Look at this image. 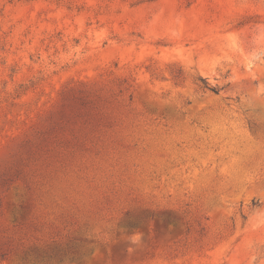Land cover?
I'll list each match as a JSON object with an SVG mask.
<instances>
[{
    "label": "rangeland",
    "instance_id": "374dc122",
    "mask_svg": "<svg viewBox=\"0 0 264 264\" xmlns=\"http://www.w3.org/2000/svg\"><path fill=\"white\" fill-rule=\"evenodd\" d=\"M0 264H264V0H0Z\"/></svg>",
    "mask_w": 264,
    "mask_h": 264
}]
</instances>
